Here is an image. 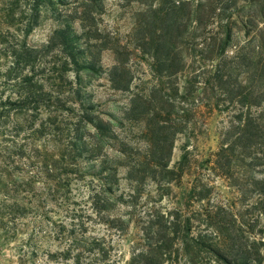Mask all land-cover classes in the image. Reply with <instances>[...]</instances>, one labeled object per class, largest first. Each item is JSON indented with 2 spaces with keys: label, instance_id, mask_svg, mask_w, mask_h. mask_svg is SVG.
Masks as SVG:
<instances>
[{
  "label": "trees",
  "instance_id": "obj_1",
  "mask_svg": "<svg viewBox=\"0 0 264 264\" xmlns=\"http://www.w3.org/2000/svg\"><path fill=\"white\" fill-rule=\"evenodd\" d=\"M104 1L0 0L2 18L15 31L0 33V237L3 239L15 238L23 219L45 218L48 211L44 205L57 203V199L61 200L58 206L67 204L72 177H96L104 184L103 193L113 194L118 156L110 157L102 151L106 146L113 147L117 139L113 127L121 120L113 115L103 120L89 93L81 87L72 91L71 81L65 78L70 67L75 68L77 81L82 72L103 73L94 50H111L105 40L95 38L96 20ZM120 1L138 5L133 14V42L151 58V68L161 80L160 88L146 98L131 93L129 110L143 105L142 115H148L150 110L146 106L165 98L170 111L165 121L149 119L156 139L149 141L151 148L146 157L129 156L128 145L118 142L115 150L129 159L127 179L134 184L132 192L118 201L125 204L126 199L133 208L142 197L146 182L170 189L172 183L180 180L187 156L184 154L176 167H170L173 144L170 137L175 129L171 124V114L175 113L173 101L185 105L179 110L182 115L177 116L179 126L185 131L190 105L198 106L202 101L194 87L202 84L211 91L216 111L231 112L215 154L214 168L237 189L242 192L243 187L249 189L245 190L249 196H255L251 208L259 217L256 231L253 219L239 220L225 237L218 228L212 229L209 216L207 221L211 222L194 237L188 218L183 219L175 212L158 215L151 210L146 222L148 229L156 225L161 239L153 244L154 249L134 254L128 264H164L168 254L164 247L176 241L183 256L194 250L211 254L218 264H263L264 0ZM45 6L52 8L54 19L60 24L50 43L40 48L30 47L19 35L16 42L4 41L19 32L29 34ZM59 6L71 7L70 13L57 10ZM77 21L80 32L74 27ZM55 48L63 61L59 68H46L41 58ZM2 59H9L3 75ZM120 70L124 71L123 62L111 68L109 80L116 90L130 92L131 80L120 75ZM178 75L185 79L186 86L181 91ZM65 89L72 92L81 114L71 134L61 138L62 129L57 126L55 114L71 111L67 106L70 100L64 101L60 96V91ZM6 90L14 97L9 94L4 98ZM240 179H244L242 186L237 182ZM186 196L197 202L206 197L195 186ZM107 201L98 200L102 203L99 209L112 210ZM164 220L166 225L159 228ZM227 239L230 241L226 244ZM21 246L32 247L28 243Z\"/></svg>",
  "mask_w": 264,
  "mask_h": 264
},
{
  "label": "rangeland",
  "instance_id": "obj_2",
  "mask_svg": "<svg viewBox=\"0 0 264 264\" xmlns=\"http://www.w3.org/2000/svg\"><path fill=\"white\" fill-rule=\"evenodd\" d=\"M138 9V5L133 2L105 0L96 20L98 33H95V38L105 40L109 45L107 48L111 50H94L96 55L98 53L103 73L82 72L80 81L76 79L74 67H70L72 69L65 74V78L72 83V91L81 87L89 93L96 104L98 115L103 120H108L109 115L121 120L113 127L117 138L113 147L106 146L102 151V154L110 157L118 156L115 160L118 169L113 179V194L105 195L104 184L96 177H72L67 204L58 206L60 199H57V203L50 202L46 205L47 208L44 205V209L48 211L45 218L27 217L18 224L20 233L15 238L6 240L0 237V264H128L134 254L154 249L153 244L161 239V235L156 232V225L153 224L148 229L146 222L151 210L158 215L175 212L183 219L188 218L191 236L194 237L211 222L207 221L210 220L207 218L209 216L212 218V229L218 228L225 237L239 220L250 222L253 219V228L255 231L258 229L259 217L251 208L254 206L255 196H249L245 191L247 187H243V192L237 189L221 171L214 168L215 154L231 112L216 111L212 106L211 91L205 90L202 84L194 87L195 94L202 101L198 106L197 103L190 105L189 123L185 131L177 120V116L182 115L180 108L185 105L178 103V100L173 101L175 113L171 114V124L175 129L170 137L173 141L170 167H176L184 154L187 156V164L180 180L172 183L170 189H160L154 183L146 182L142 197L133 208L126 199L125 204L118 201L120 197L126 198L134 187L127 179L126 165L129 159L118 155L115 150L118 142L123 141L128 145L129 156L137 158L139 154L146 157L151 148L149 141L156 139L149 119L165 121L170 111V103H165V98L152 102V106H146L150 110L148 115H142L143 105H136V108L129 110L131 93L146 98L161 85V80L151 68V58L133 42V14ZM57 10L70 13L71 7L59 6ZM58 27L60 24L54 19L52 8L45 6L41 8L38 24L29 34L19 32L16 37L9 36L4 41L16 42L19 35L20 40H25L28 46L40 48L52 41ZM74 27L80 32L78 21ZM1 32L15 33L14 28L4 21L0 11ZM92 44L100 43L92 41ZM41 59L46 68H59L63 56L55 48L45 53ZM118 62L124 63V71L120 70V75L123 74L131 80L130 92L116 90L109 80V71ZM8 64L9 59L1 60L2 75ZM177 82L181 91L182 86H186L185 79L178 75ZM60 92L64 101L70 100L67 106L71 108L69 112L55 114L58 116L56 122L58 128L62 129L63 138L71 134L81 112L72 92L67 93L66 89ZM9 94L14 97L11 91L6 90L4 98ZM54 96L58 95L54 93ZM237 182L242 186L244 179ZM194 186L203 190L206 196L203 201L197 202L185 197ZM103 199L108 200L112 210L99 209L102 203L97 201ZM164 217L166 218L165 215ZM261 222L260 218V224ZM159 224V228H162L166 222L164 220ZM229 241L227 239L225 243ZM22 243H28L32 247H22ZM164 249L168 253L164 264H218L214 256L205 252L197 253L193 250L188 256H183L177 241Z\"/></svg>",
  "mask_w": 264,
  "mask_h": 264
}]
</instances>
